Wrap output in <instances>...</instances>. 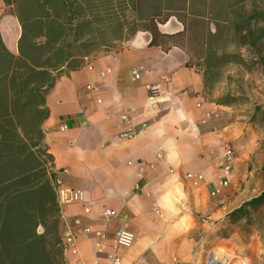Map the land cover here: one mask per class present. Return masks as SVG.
Listing matches in <instances>:
<instances>
[{"label": "crops", "instance_id": "0c3cea01", "mask_svg": "<svg viewBox=\"0 0 264 264\" xmlns=\"http://www.w3.org/2000/svg\"><path fill=\"white\" fill-rule=\"evenodd\" d=\"M9 11L0 0L1 41L18 56L22 29ZM165 26L159 27L162 33ZM150 41V34L140 32L118 49L88 57L77 71L63 69L54 74L56 81L47 92L42 130L54 172L65 186L85 195L84 204L61 210L70 226L80 221L77 253H65L66 264H109L106 254L122 223L113 219L106 224L105 210L128 216L122 226L135 236L132 248L119 251L122 264H173L174 258L187 264L197 259L195 231H211L244 204L233 206L231 187L211 196L220 185L225 146L242 135L241 118L207 92L203 73L187 67L184 51L163 52L149 46ZM133 69L140 70L139 81L131 80ZM151 85L161 90L154 103L148 100ZM124 114L130 125L122 121ZM130 126L139 131L137 136L121 138ZM188 175L203 180L195 186ZM85 228L91 234H83ZM65 229L62 223L61 234ZM100 231L106 239L97 249L95 234Z\"/></svg>", "mask_w": 264, "mask_h": 264}, {"label": "trees", "instance_id": "16d2710c", "mask_svg": "<svg viewBox=\"0 0 264 264\" xmlns=\"http://www.w3.org/2000/svg\"><path fill=\"white\" fill-rule=\"evenodd\" d=\"M2 1L18 20L22 35L18 56L6 50L0 37V264H66L53 186L58 175L42 130L48 117L46 95L56 81L54 74L77 71L85 59L98 56L91 50L97 40L85 36L96 29L104 0ZM259 1L124 0V20L112 22L113 28L118 24L130 33L123 40L148 33L149 46L184 51L187 67L197 69L204 62L209 90L214 71L231 57L219 54V42L236 38L255 49L253 59L264 70V10ZM172 18L182 30L162 33L159 26ZM250 209H264V192L225 221H239Z\"/></svg>", "mask_w": 264, "mask_h": 264}, {"label": "rangeland", "instance_id": "374dc122", "mask_svg": "<svg viewBox=\"0 0 264 264\" xmlns=\"http://www.w3.org/2000/svg\"><path fill=\"white\" fill-rule=\"evenodd\" d=\"M257 5L264 10V0ZM124 7V0H104L98 9L99 23L85 36L97 40L98 44L91 47L97 55L106 54L111 48L118 49L121 47L118 40L129 37L130 33L119 29L118 24L113 28L112 21L124 20L121 14ZM165 25L162 29L165 33L182 30L174 18ZM217 44L219 54L224 52L231 57L223 67L214 71L213 87L207 92L218 96L220 104L232 107L244 125L240 139L231 145L237 158L235 166L240 164L239 178L229 186L233 206H237L264 192V70L253 59L257 51L244 47L236 38ZM260 44L264 47V40ZM193 48L196 45L193 44ZM197 70L204 73L205 63L199 62ZM193 238L197 259L187 264H210L216 254L220 259L228 260V264H264V209H250L243 219L234 223L217 221L211 231L200 227Z\"/></svg>", "mask_w": 264, "mask_h": 264}, {"label": "built area", "instance_id": "2783aa9c", "mask_svg": "<svg viewBox=\"0 0 264 264\" xmlns=\"http://www.w3.org/2000/svg\"><path fill=\"white\" fill-rule=\"evenodd\" d=\"M89 69H91V66H87ZM130 77L132 81H139L141 79V72L140 70L133 69L131 70ZM89 91L94 90L93 87L87 86L86 88ZM161 96V90L158 85H151L148 87V100L150 102H156V100ZM100 102V101H99ZM122 121L128 125L131 124V118L124 114L121 117ZM67 129L66 126H62L61 130L65 131ZM139 131H137L133 126H130L127 131L123 132L120 137L124 139L134 138L137 136ZM236 153L233 149V147L230 144H227L224 148V154L223 158L220 164V185L218 189H215L213 192H211V196H216L220 193V191L225 190L229 188V186L232 183L233 174L235 170V163H236ZM52 170V169H51ZM54 171V169H53ZM137 177L140 178L141 174L140 172H137ZM188 179L193 180V183L195 186L198 185L203 180V176L201 175H188ZM54 190L56 192L57 201L59 204L60 209L62 210L65 206H71V205H82L85 203V195L80 190H75L68 188L65 186L63 180L60 177H57L54 182ZM84 213L89 214L90 209L84 208ZM62 216V215H61ZM103 218L106 222V224H109V222L113 219H117L121 221L123 224L125 221L128 220V216L122 215L121 212H115L111 210H105L103 212ZM62 221L66 227L63 235H62V243L65 249L66 253H77L76 248V240H77V230L80 227V221L76 220L74 223V227L70 226L68 222H65V220ZM118 228L115 233L114 237L112 239V246H111V252L106 254V258L109 264H122V259L119 256V251L130 249L132 248L134 242H135V236L130 231H128L124 226ZM81 232L85 235L91 234L90 228H85L81 230ZM95 243L94 246L97 249L101 248V244L106 239V232L100 231L95 234ZM77 264H98L97 262L92 263H83L78 262ZM173 264H183L179 259L174 258Z\"/></svg>", "mask_w": 264, "mask_h": 264}, {"label": "bare ground", "instance_id": "6f19581e", "mask_svg": "<svg viewBox=\"0 0 264 264\" xmlns=\"http://www.w3.org/2000/svg\"><path fill=\"white\" fill-rule=\"evenodd\" d=\"M228 261V260H227ZM227 261H224L223 259H220L219 256L216 254L211 259L210 264H228Z\"/></svg>", "mask_w": 264, "mask_h": 264}]
</instances>
